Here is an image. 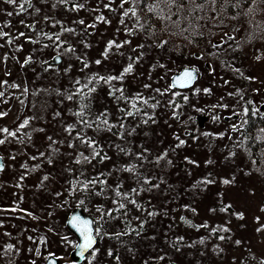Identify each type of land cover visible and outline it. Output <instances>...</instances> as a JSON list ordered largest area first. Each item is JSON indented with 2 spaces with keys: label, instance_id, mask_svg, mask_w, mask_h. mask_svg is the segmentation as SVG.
<instances>
[{
  "label": "rangeland",
  "instance_id": "rangeland-1",
  "mask_svg": "<svg viewBox=\"0 0 264 264\" xmlns=\"http://www.w3.org/2000/svg\"><path fill=\"white\" fill-rule=\"evenodd\" d=\"M32 1L34 8L17 15L15 13L19 11L18 5H9L4 3V0H0V24L6 21L11 23V27L4 28V31L12 36L23 32L26 36L35 38L41 29L48 33L59 31L58 27L50 26L51 21L48 24L44 23L42 18L46 15L79 30L80 26L73 24V20L83 18L86 23H91L94 16L100 14L90 11L97 5L98 0H80L85 4L86 10L79 13L66 12L59 6L53 10L50 7L51 0L49 4L41 3V0ZM23 2L24 0H18V4ZM103 2L107 3L108 0ZM116 4H119V0H116ZM36 8L41 10L38 14L35 12ZM100 9L103 15L111 20V24L110 26L98 24L95 29H89L94 34L84 38L91 45L90 48L77 44L76 40L80 39L79 37L74 39L65 34L62 39L71 41L77 47V55L86 54L85 59L90 62L102 59L100 53L110 39H116L117 42L130 39L131 44L121 49L125 53L124 56L113 55L100 66L93 63L86 70L87 72L118 74L128 63V55L135 57L139 54L133 52L132 48L140 44L146 45L140 50L144 55L140 62L135 64L133 74L125 78L123 87L127 95L140 92L145 96L154 95L152 90L164 89L170 83V78L181 68L193 67L198 70V77L192 88L179 90L175 97L169 95L158 97L162 101V106L154 114L156 123L141 126L136 129L133 137H128V141L132 143L130 148L134 152L141 150L140 145L148 148L153 156L168 149L169 158L173 161V166L166 168L163 173L157 169L166 183L161 184L159 189L143 192L135 197L139 203L144 204V207L160 213L148 219L142 235L137 236L138 244L150 246L151 242H154L158 245L154 255L159 254L165 259L152 260L157 261L152 264H261V261H264V231L257 229L264 228V211L261 210L264 209V181H261L252 169L242 147L240 133L245 110L250 108L254 113L264 114V5L259 17L252 24L241 18L237 22L234 21V27L229 30L209 27V36L213 40V45L218 46L206 45L196 51L195 58L178 57L167 50L166 45L163 48L149 47L159 43V40L147 39L141 32L130 37L126 36L123 30L117 32L118 13L103 9V4L100 5ZM7 12L14 14L7 16ZM21 21L24 23L22 24ZM126 23L131 26L133 21L128 20ZM32 24L35 25L36 31L25 26ZM3 43L4 41L0 40V44ZM43 43L52 42L43 40ZM18 45L22 46V50L14 51ZM5 54L9 59L6 64L0 62V80L26 86L30 91L27 96L21 97L25 100L24 107L15 99L20 95L19 91L9 90V93H6V96L11 94L12 98L8 103L0 102V111H10L7 117L0 119V127L15 130L24 118L36 116L38 119L33 120L30 128L24 131L31 132L33 128H44L45 131L33 132L32 140L26 142L24 146L14 141L0 146V156L3 157L5 165L4 171L0 172V209H17L15 212L0 211V248L10 243L19 249L18 254L11 253L15 264H32L33 260L35 264H44L46 261L44 257L50 256L57 258L59 264H71L70 254L77 241L66 229L67 217L79 205L92 219L99 218V213L96 211L98 207L105 210L114 207L108 199L112 193L108 191L104 196L88 198L77 194L69 195L65 191L71 177L64 169L71 166L74 174L78 175L77 169L80 167L70 165L72 157L64 154L73 150L67 147L60 148L61 154L55 158L52 165L30 159L31 156L38 155V150L39 152L46 150L48 135H52L57 140L61 139L60 125L64 122H73L68 109L75 107L66 100L62 105L59 104L61 97L55 94L41 92L38 96H33L31 93L32 90L53 88L63 91L70 86L74 78H82L84 73L79 71L81 65L75 57L71 60L60 57L59 63L50 64L57 56V51L53 48L44 49L41 44L28 43L25 37L16 40L12 46L5 45L0 48V57ZM30 55L35 62L21 67V63ZM42 61H49V64L43 66L50 65L48 72L43 71ZM69 64L72 65L71 70L65 75L64 69ZM160 64L165 67H159ZM6 70L10 75H5ZM145 84H150L151 88H144ZM194 89L201 91L195 93ZM203 89H210V92L205 94ZM185 95L189 97L187 102L182 99ZM170 98H175L180 103L179 111L182 115L179 120L172 119L171 110L163 106ZM33 101L36 102V108H32ZM44 102L46 108L41 109L40 105ZM121 107L125 105L121 104ZM92 108L95 112L108 109L112 113L111 119L113 122L116 121L118 115L116 104L108 96L107 86L98 88L94 94ZM57 111L62 113L63 119H53V113ZM128 123L135 126L136 121L129 119ZM233 125L237 126L236 131H232ZM185 132L188 134L185 135ZM205 132L213 135L205 136ZM221 133L224 134L223 138H218V134ZM175 134H180L186 144L173 153L170 146L177 143L173 138ZM88 135L93 136L95 133L89 130ZM95 138L111 159L103 163L94 160L91 165H86L89 176L101 172L107 175L114 167H121L130 162L131 157L117 152L114 147H109L113 142L119 144V142L125 143L124 141L117 140L110 133H101L95 135ZM80 150L84 151L83 148ZM12 154L16 155L15 160L9 158ZM189 160L194 161L195 164L188 163ZM207 161L211 163H206ZM24 163L29 167L37 164L41 166L29 172L23 181V186L18 188L15 185L23 172L21 165ZM44 175H49L50 179L45 182L44 187H38ZM202 178H209L215 182L207 186L202 185L204 190L198 188L193 191L192 185ZM107 179L108 184L113 186L119 179L123 184V191L137 186L127 173L112 171V175L107 176ZM222 179H229L232 183L225 186L221 183ZM57 192L62 195L57 197L55 195ZM81 198L85 200L83 205L79 202ZM222 203L232 206L229 213L211 211L214 208L219 209ZM135 213L141 219L146 215L139 211ZM233 213H242L244 218L238 219ZM182 216L193 225L207 224L209 228L201 227L197 230L195 227H190L181 221ZM109 222L105 231L111 233ZM132 223L135 226L138 224L136 220H132ZM216 226H227L230 229L227 233H217V236L223 235L226 239L220 240L217 236L209 235L210 229ZM5 233L11 235L7 236ZM29 236L37 242L30 241ZM65 236L68 238L67 242L62 239ZM41 237L46 243L39 244ZM177 238H183L178 244L179 250L171 246ZM201 239L204 240L203 244L199 243ZM236 241L241 243L237 245ZM108 242L106 237L98 239L95 247L99 249V253L92 260V264H141V260H145L139 257L124 258L126 253L129 254V250L122 249L123 251L115 252L119 256V262L113 258L114 262L111 260L112 257L107 255V251L116 250L117 244L112 242L109 245ZM37 247L40 248V256L29 251ZM86 257L91 259L89 254ZM88 259L81 264H88ZM0 264H6V261L0 259Z\"/></svg>",
  "mask_w": 264,
  "mask_h": 264
},
{
  "label": "snow or ice",
  "instance_id": "snow-or-ice-1",
  "mask_svg": "<svg viewBox=\"0 0 264 264\" xmlns=\"http://www.w3.org/2000/svg\"><path fill=\"white\" fill-rule=\"evenodd\" d=\"M217 0H119V4H116V0H108L107 3H104L103 0H98L97 5L92 8V12H100L99 15L94 16L91 23H86L85 19L80 18L78 20H73V24L80 26V29L74 27L66 26L62 21L55 19V17L44 16L42 19L45 24H48L51 21L50 26L52 28H59V31L55 33H48L41 29L35 38L26 36L25 33L21 32L17 36H12L9 32L4 31V28L11 27V23L6 21L0 24V40H3L4 43L0 44V48L5 47V45L12 46L16 40L21 37H25L26 42L32 44H41L42 48H53L57 51V56L54 59L59 60L60 57H67L71 60L73 57L81 65L79 71L84 73L82 78H74L70 86L61 91L59 88L53 89H38L32 90L33 96H38L41 92H45L49 95L55 94L61 99L58 101L59 104H63L66 100L71 104H74V108H69L68 112L73 117L72 123L64 122L60 125L62 128L61 139L57 140L52 135L46 137L47 148L44 152H39L38 155L31 156L30 159L40 160L41 164L47 162L49 165H52L55 158L60 155V148L67 147L68 149L73 150L72 152L65 153L64 155L71 156L70 165L80 166L77 169L78 175L74 174L73 168L71 166L64 169L65 172L71 177L68 181V187L65 191L69 195L77 194L81 197L91 198L92 196H104L106 192L110 191L112 196L108 197L114 205L111 209H102L97 208L96 211L99 213L98 220H87L82 219L79 216H73L70 220L71 227L75 229L81 238V242L74 245L78 250V253L81 258L88 259L85 256L86 253L89 254L91 259H88V264H92V260L96 258L99 253V249L95 247L98 242V239H103L105 237L118 241L121 245H127L129 241H125L123 237H132L140 236L144 225L148 222L149 218L160 215L156 210H150L149 208L144 207L140 204L135 197L140 196L143 192H150L160 188L161 184L166 183L164 177L157 176L155 169H159L161 173L170 166H173L172 159L169 158V150L165 149L162 152H159L153 156L152 152L148 148H144L142 145L141 151L134 152L127 145L130 143L128 137L136 133V129L141 126L149 125V122L156 123L155 112L162 106V101L158 97H163L169 95L175 97L178 93L174 90L176 89H189L192 88L198 77V70L196 68H184L182 71L174 74L171 77L170 83L164 88L153 89L154 95L145 96L142 92L136 93L134 95H127L126 90L123 87L125 78L129 75H132L134 72L135 64L139 63L142 59L144 53L140 51L145 48L146 45L140 44L132 48L133 52H139L135 57L132 55L127 56L128 63L124 65L121 71L118 74H100L99 72L89 73L86 70L91 67L94 63L96 66H100L103 61L109 60L111 56H124L125 53L121 49L125 48L126 45L131 44L130 39H126L120 42H117L116 39H110L107 41L104 50L100 53L102 59H95L94 61H88L85 59L86 54L77 55V47L69 40L62 39L65 34L72 36L74 39L79 37L80 39L76 40L77 44L83 45L84 48H90L91 45L84 38L86 36H91L94 32L89 31V29H95L98 24H111L106 16L103 15V12L100 9V5L103 4V9L118 13L119 15V27L116 29L117 32L123 30L126 36H133L141 31L145 34L149 33V30L152 28L150 21L152 19L158 20L162 27V31L167 32L169 36L177 35L182 36L184 33H188V36L184 37L185 39H190L193 35H203L202 32H199V28L207 25L210 20L216 19L215 14L205 18L203 16L197 15L199 12H203L206 5H214ZM239 2V0H237ZM264 3V0H260ZM4 3L17 6L19 11L15 14L22 15L28 9L34 8L35 6L32 3V0H24L23 3L18 4V0H4ZM41 3L49 4V0H41ZM145 5V8H141V5ZM116 5V7H113ZM128 5V7H125ZM59 6L66 12L79 13L82 10H86L84 3L80 0H51L50 7L55 10ZM138 9L140 11H145L146 15L142 22L141 16L138 14ZM41 10L39 8L35 9V12L38 14ZM13 12H7V16H12ZM132 20L133 23L129 26L126 21ZM204 23L201 24L200 22ZM23 24L24 22L21 21ZM32 31H36L35 25H25ZM151 35H155L153 32ZM151 35L149 38H151ZM234 39V37H232ZM43 40L51 41L52 43H43ZM168 43L167 40H160L159 43H154L149 47H158L163 48ZM218 45H213L216 47ZM22 46H16L14 51H21ZM115 50V51H114ZM215 55V53L213 54ZM15 59V57H12ZM9 57L7 54L0 57V62L7 63ZM259 59V57H257ZM32 56H27L24 61L21 63V67H25L31 63H34ZM49 64V61H42L41 66ZM72 65L69 64L64 69V74H68L71 70ZM159 67L164 68L165 65L160 64ZM49 67H43L44 72H48ZM154 70V68H153ZM5 75H10V72L5 71ZM101 86H107L108 96L116 104L117 118L113 122L111 119L112 113L105 109L101 112H95L92 108V102L94 99V94L97 92L98 88ZM144 88H151L150 84H145ZM9 90H17L20 92L19 96H16L22 107L25 105V100L21 99L22 96H27L29 94V88L15 82H9L8 80H0V102L8 103L12 98V95L9 94L6 96V93H9ZM201 89H194L195 93H199ZM205 94L210 92V89L202 90ZM231 95V94H230ZM182 99L187 102L189 97L187 95L183 96ZM121 104H124L125 107H121ZM171 110V118L179 120L182 113L179 111L180 103L176 99H169L167 104L163 105ZM36 102H32V108H36ZM41 109L46 108V102L40 105ZM150 109L151 111H148ZM10 110L0 111V119L7 117ZM247 114V110H245ZM63 119L62 113L59 111L53 113V119ZM38 119L36 116L26 117L19 122L15 130H10L8 127H0V146L5 145L6 143L16 142L22 146L26 142L32 140L33 132H44V128H33L31 132L24 131L29 129L31 122ZM129 119L136 121L135 126L130 125ZM99 134V133H110L115 136L117 140L124 141L123 144H114L109 145V147H114L115 150L124 156L131 157V160L128 164L121 167H114L112 171L117 173H127L133 182L137 185L127 191H123V184L120 180H117L115 186L108 184L107 176L112 175V171L108 172L107 175L103 172L98 173L93 176H89L86 171V165H91L94 160H97L99 163H103L105 160H110L111 157L107 155L105 149L101 146L95 136L88 135V131ZM237 126H232V131H236ZM264 130V129H262ZM188 133L185 132V135ZM148 135V133H145ZM205 136L213 135L211 133H204ZM224 134H218V138H223ZM177 143L174 146H170L171 151L174 153L176 149L183 147L186 144V141L181 138L180 134H175L173 137ZM196 139L197 137H193ZM83 148L84 151L80 149ZM234 155V153H233ZM151 157V158H150ZM11 160L16 159V155L12 154L9 157ZM3 160V157L0 156V161ZM190 164H195L194 161H187ZM206 163H211L207 161ZM148 165L153 166V171L151 175H148L147 167ZM41 165H32L29 167L27 163L21 165L23 172L21 173L19 180L15 187L21 188L23 186V181L27 178L29 172H33L40 168ZM198 166V165H197ZM95 167V165H93ZM5 169L4 163L0 162V172H3ZM50 179L49 175H44L38 187H44L45 182ZM154 181H158L155 182ZM215 181L209 178H202L196 181L192 185V190L196 189L204 190L201 186H207L214 183ZM221 183L225 186L232 183L229 179H222ZM147 186V187H146ZM57 197L62 195V193L57 192L55 194ZM66 202V201H65ZM80 204L83 205L85 200L80 199ZM129 205L135 208L137 211L142 214H146L144 219H141L140 216L132 217V220L138 222L136 227L132 226V220L126 219L129 214ZM230 204H221L219 209H211L212 212L217 210L221 213H229L231 209ZM264 211V209H261ZM0 211H17L16 208L12 209H0ZM194 211V210H193ZM115 213H120V216H116ZM166 214V213H165ZM238 219H243L242 213H233ZM26 215L31 216V213H26ZM51 215V213H49ZM35 218V217H33ZM120 219L123 227L114 232L108 233L104 230V224L108 223L110 220ZM182 222L188 224L190 227H195L199 230L201 227L209 228L207 224L204 225H193L190 221L186 220L185 217L180 218ZM257 231H264V228H258ZM218 232H230V229L227 226H216L211 228L209 231L210 236H217ZM5 235L10 236V233H5ZM218 239L224 240L225 236H217ZM28 239L33 243L37 241L29 236ZM64 241H68V238L62 237ZM183 238H177L176 241L171 243V246L178 248V244L182 242ZM46 241L43 237L39 239V244H44ZM200 244L204 243V240L199 241ZM237 245L241 242L236 241ZM192 246V245H189ZM30 252H34L35 255L40 256V248L29 249ZM129 251H134L129 249ZM19 253L13 244H6L0 248V259L6 261V264H15L14 258L11 253ZM51 255V254H50ZM109 257L114 258L117 262L119 261V256L116 255L111 249L107 251ZM49 259L48 257H44ZM158 260H164V256L157 257ZM32 264H35V260L32 261ZM49 264H56L55 259H49ZM147 264V262H146ZM261 264H264V261H261Z\"/></svg>",
  "mask_w": 264,
  "mask_h": 264
},
{
  "label": "trees",
  "instance_id": "trees-1",
  "mask_svg": "<svg viewBox=\"0 0 264 264\" xmlns=\"http://www.w3.org/2000/svg\"><path fill=\"white\" fill-rule=\"evenodd\" d=\"M149 2H151V0H149ZM263 5L264 3L260 2V0H239V2H237V0H217V2L214 5L211 4L206 5L204 11L197 13V15L207 18L215 14L216 19L210 20L207 23V25L198 29L199 32L203 33V35H193L190 39L184 38L188 36V33H184L182 36H177V35L169 36L167 32L162 31L163 26L156 19H152L150 21L152 28L149 30L148 34H145L143 31H141V33L147 39H151V40L157 39L159 41L167 40L168 43L166 44L165 48L170 52L174 53L175 55H177L178 57L195 58L194 56L195 53H197L196 51L203 49V47H205L206 45L209 44L213 45V40L209 36L210 34L209 27L211 26L221 27V29L223 30L224 29L229 30L232 27H234V21L237 22L241 18H243L245 21L249 23L251 22L250 24H252V22L253 21L255 22V19L259 17ZM140 7L145 8L146 6L142 4ZM138 14L141 16V20L143 22L146 12L140 11L138 9ZM200 23L203 24L204 22L201 21ZM153 32L155 33V35H151ZM150 35L151 38H149ZM50 64H54L53 59ZM184 68H193V67H183L180 70ZM174 91L178 92L179 90H174ZM241 127L242 128H241L240 137L244 152L254 172L258 174V176L261 178V181L262 180L264 181V130H262L264 129V114L254 113L250 110V108L247 109V114H245ZM95 135L98 134L95 133ZM114 144H118V143L113 142V145ZM119 144H123V143L119 142ZM131 145L132 143H129L127 146L130 147ZM142 146L145 148L144 145ZM146 167L148 170V175H151L153 171V166L148 165ZM155 173L157 176H161L160 172H157V169H155ZM142 205L144 206V204ZM76 207H80L84 211L82 206L77 205ZM136 211L137 210L135 208H131V206H129V214L126 217V219L132 220V217L137 216L135 213ZM115 215L119 217L120 213H115ZM93 220L94 221L98 220V218H93ZM110 221L111 222H109L110 223L109 230L111 229V233H114L123 227V224L121 223L120 219L110 220ZM132 226L136 227L135 225H133V223ZM103 227L104 230L107 229V223L104 224ZM106 239L109 241L108 242L109 245L112 242H115L117 244L116 250L113 251L114 253L116 251L119 252L122 249L134 250V251H129V254L126 253V255H124V258L139 257L145 259L143 261L141 260V264H146V261H148L147 264H152L154 262L155 263L157 262V261H152V260H156L157 257L159 256V254L154 255L156 250H158L156 247L158 245L154 242H151L150 246L146 244H138L139 239L135 235H133L132 237H123L125 241H129V244L127 245H121L118 241L109 239L107 237ZM148 258H152V259L149 260ZM111 260L114 261L113 258Z\"/></svg>",
  "mask_w": 264,
  "mask_h": 264
},
{
  "label": "water",
  "instance_id": "water-1",
  "mask_svg": "<svg viewBox=\"0 0 264 264\" xmlns=\"http://www.w3.org/2000/svg\"><path fill=\"white\" fill-rule=\"evenodd\" d=\"M53 62H54V63H59V62H60V59H59V60L54 59ZM182 70H183V69H182ZM182 70H180V71H182ZM180 71H179V72H180ZM177 73H178V72H177ZM177 73H175V74H177ZM170 80H171V78H170ZM176 90H187V89H176ZM0 162L3 163V160L0 161ZM73 216H79V217H81L82 219H87V220H93V219L90 218V217H88L86 214H84V212L82 211L81 208H75V209H73L72 212H71V213L69 214V216L67 217V220H66V223H65L66 229H67L72 235L75 236V238H76V240H77V243H80V242H81V238H80V236H79V233H78L75 229H73V228L71 227V224H70V220H71V218H72ZM77 243H76V244H77ZM87 254H88V253H86L85 256H87ZM48 258H49V259H55V260H56V264H59L57 258H55V257H53V256H50V257H48ZM70 258H71V260H72V263H71V264H81V263L85 260V258H81V257H80V255H79V253H78V250H77L75 247H74V250H73V251L71 252V254H70ZM49 259H46V261H45L44 264H49Z\"/></svg>",
  "mask_w": 264,
  "mask_h": 264
}]
</instances>
